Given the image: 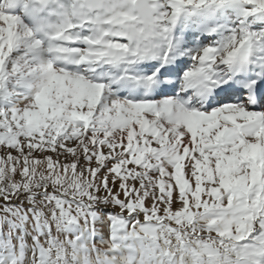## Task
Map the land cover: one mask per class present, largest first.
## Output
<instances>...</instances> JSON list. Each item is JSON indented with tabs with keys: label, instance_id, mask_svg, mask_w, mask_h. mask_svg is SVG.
Instances as JSON below:
<instances>
[{
	"label": "snow or ice",
	"instance_id": "1",
	"mask_svg": "<svg viewBox=\"0 0 264 264\" xmlns=\"http://www.w3.org/2000/svg\"><path fill=\"white\" fill-rule=\"evenodd\" d=\"M0 264H264V0H0Z\"/></svg>",
	"mask_w": 264,
	"mask_h": 264
}]
</instances>
